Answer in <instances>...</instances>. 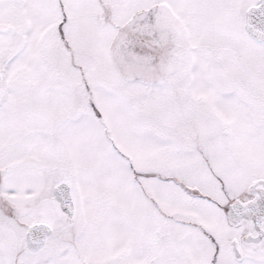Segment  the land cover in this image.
Masks as SVG:
<instances>
[{"label":"snow or ice","instance_id":"obj_1","mask_svg":"<svg viewBox=\"0 0 264 264\" xmlns=\"http://www.w3.org/2000/svg\"><path fill=\"white\" fill-rule=\"evenodd\" d=\"M0 264H264V0H0Z\"/></svg>","mask_w":264,"mask_h":264}]
</instances>
